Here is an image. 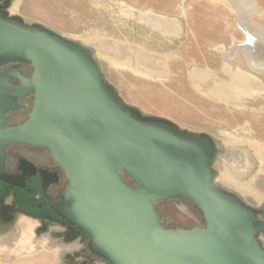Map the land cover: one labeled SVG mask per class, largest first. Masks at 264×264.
I'll return each mask as SVG.
<instances>
[{
	"label": "water",
	"instance_id": "1",
	"mask_svg": "<svg viewBox=\"0 0 264 264\" xmlns=\"http://www.w3.org/2000/svg\"><path fill=\"white\" fill-rule=\"evenodd\" d=\"M10 63L32 73H0V180L12 183L9 145L49 152L68 182L54 209L87 236L94 255L106 264H264L262 210L216 184L219 146L210 136L141 114L88 47L4 7L0 67ZM30 95L27 118L10 124L7 114ZM169 199L194 204L205 225L167 227L156 203Z\"/></svg>",
	"mask_w": 264,
	"mask_h": 264
},
{
	"label": "rangeland",
	"instance_id": "2",
	"mask_svg": "<svg viewBox=\"0 0 264 264\" xmlns=\"http://www.w3.org/2000/svg\"><path fill=\"white\" fill-rule=\"evenodd\" d=\"M234 1L9 0L6 10L88 47L107 82L141 114L210 136L219 146L213 163L216 184L260 209L264 71L253 68L241 52L232 54L244 40ZM252 1L257 8L250 18L264 27V0ZM32 103L33 96L22 99L10 122H22ZM156 207L167 227L205 225L200 210L187 200H160ZM38 226V220L18 216L0 235V264H70L75 242L39 232Z\"/></svg>",
	"mask_w": 264,
	"mask_h": 264
},
{
	"label": "flooded vegetation",
	"instance_id": "3",
	"mask_svg": "<svg viewBox=\"0 0 264 264\" xmlns=\"http://www.w3.org/2000/svg\"><path fill=\"white\" fill-rule=\"evenodd\" d=\"M8 3L9 0H0V9L6 7ZM25 66L29 65L10 63L1 66L0 73L10 69H21L24 75L29 77L32 71ZM10 81L18 84V81L12 78ZM10 113L7 114L9 122ZM5 169L13 176L12 183L0 180V235L10 230H2L3 228L13 224L18 216L24 215L39 221V232L49 231L51 234H57L55 238L73 244L75 242L73 255L67 258L70 264H96L103 259L90 251L87 236L70 225L54 209V206L59 204V192L67 188L68 182L64 171L49 152L24 144L9 145L6 149ZM260 209L262 212L259 219L264 222V206ZM258 239L264 245L263 232L258 234Z\"/></svg>",
	"mask_w": 264,
	"mask_h": 264
},
{
	"label": "bare ground",
	"instance_id": "4",
	"mask_svg": "<svg viewBox=\"0 0 264 264\" xmlns=\"http://www.w3.org/2000/svg\"><path fill=\"white\" fill-rule=\"evenodd\" d=\"M234 3L241 11V14H238L239 19L237 21L238 28L244 34V40L238 41L237 44H235V47L232 48V54H235L237 57V53L241 52L247 63L253 68L258 71H264V27L258 25L250 18L252 12L257 8V5L252 0H235ZM248 8H251V13H248V11L245 12ZM230 54L231 52L225 53L226 56H229Z\"/></svg>",
	"mask_w": 264,
	"mask_h": 264
}]
</instances>
